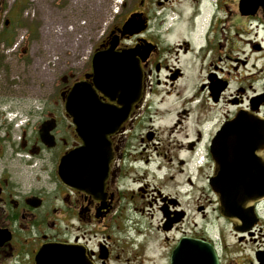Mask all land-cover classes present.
<instances>
[{"label": "flooded vegetation", "instance_id": "af4514ba", "mask_svg": "<svg viewBox=\"0 0 264 264\" xmlns=\"http://www.w3.org/2000/svg\"><path fill=\"white\" fill-rule=\"evenodd\" d=\"M131 17L140 31L124 32ZM11 25L0 23V264H38L56 245L66 252L44 264H171L184 238L210 242L219 264H264L263 6L121 1L94 54L113 36L117 52L135 50L142 92L109 134L106 172L89 171L97 183L84 188L59 170L84 144L66 98L93 83V57L45 86L40 56Z\"/></svg>", "mask_w": 264, "mask_h": 264}, {"label": "water", "instance_id": "95a60500", "mask_svg": "<svg viewBox=\"0 0 264 264\" xmlns=\"http://www.w3.org/2000/svg\"><path fill=\"white\" fill-rule=\"evenodd\" d=\"M256 6H263L264 0H254ZM143 28L135 17L124 25V32H138ZM112 38V33H111ZM117 40L113 36L111 46L98 50L93 56V83L86 80L76 82L66 98V109L76 118L77 131L84 144L69 152L60 164V176L69 185L84 188L95 185L99 174L106 172L104 151L109 134L112 133L128 116L134 102L142 92V68L133 49L117 52ZM145 58V57H144ZM97 90L123 104L116 108L103 103ZM76 161V162H75ZM95 161H100L94 168ZM89 162L92 168L89 167ZM76 168L75 171L71 170ZM91 171L95 179L86 175ZM214 185V179L211 181ZM235 225L239 222L232 218ZM55 247V248H54ZM43 247L37 257L38 264H44L46 255L54 252H66L63 246ZM46 264H57L51 260ZM171 264H219L218 256L210 242L184 238L174 248Z\"/></svg>", "mask_w": 264, "mask_h": 264}, {"label": "rangeland", "instance_id": "374dc122", "mask_svg": "<svg viewBox=\"0 0 264 264\" xmlns=\"http://www.w3.org/2000/svg\"><path fill=\"white\" fill-rule=\"evenodd\" d=\"M119 9L117 0H2L0 23L5 14L12 36L28 41L43 62V85L52 87L86 68Z\"/></svg>", "mask_w": 264, "mask_h": 264}, {"label": "bare ground", "instance_id": "6f19581e", "mask_svg": "<svg viewBox=\"0 0 264 264\" xmlns=\"http://www.w3.org/2000/svg\"><path fill=\"white\" fill-rule=\"evenodd\" d=\"M122 1V0H121ZM121 1H119V4H121ZM96 53V52H95Z\"/></svg>", "mask_w": 264, "mask_h": 264}]
</instances>
